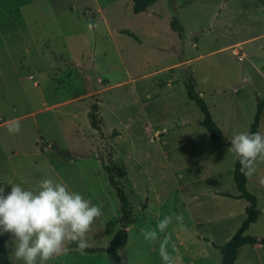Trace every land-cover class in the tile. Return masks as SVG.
<instances>
[{
  "label": "rangeland",
  "instance_id": "1",
  "mask_svg": "<svg viewBox=\"0 0 264 264\" xmlns=\"http://www.w3.org/2000/svg\"><path fill=\"white\" fill-rule=\"evenodd\" d=\"M190 82L229 140L249 131L264 96V0H157L139 13L129 0H0V186L35 189L51 177L103 211L87 234L102 250L68 245L47 264H119L106 248L122 227V202L106 166L134 210L124 262L163 264L160 241L171 234L176 264H220L248 201L222 194L238 193L234 155L201 124ZM14 120L21 131L12 135ZM216 165L220 194L194 193ZM247 187L260 212L247 233L264 237V163ZM173 213L183 227L173 219L155 243L144 240L141 228ZM263 246L243 245L234 264H257ZM13 247V264H23Z\"/></svg>",
  "mask_w": 264,
  "mask_h": 264
},
{
  "label": "clouds",
  "instance_id": "2",
  "mask_svg": "<svg viewBox=\"0 0 264 264\" xmlns=\"http://www.w3.org/2000/svg\"><path fill=\"white\" fill-rule=\"evenodd\" d=\"M7 131L12 135L19 133L20 121L11 122ZM227 152L239 161L244 175L252 176L264 163V133L234 132ZM7 184L11 185L7 193L5 187L0 186V235L10 236L5 247L14 246L12 251L16 260L23 264H47L53 257L66 253L68 245L74 244L75 248L71 250L80 253L94 246L87 234L102 216V206L94 204L82 193L70 190L67 183L51 177L40 180L35 189L11 182ZM173 219L183 227V214L173 213L159 220L154 229L144 227L140 233L145 241L155 243L159 239L158 233H164ZM170 239L171 234H166L160 241L159 255L163 264H176L175 257L168 251Z\"/></svg>",
  "mask_w": 264,
  "mask_h": 264
},
{
  "label": "trees",
  "instance_id": "3",
  "mask_svg": "<svg viewBox=\"0 0 264 264\" xmlns=\"http://www.w3.org/2000/svg\"><path fill=\"white\" fill-rule=\"evenodd\" d=\"M132 4V9L135 13H139L142 11H146L152 4H154L157 0H129ZM176 24L179 26V23L176 21ZM188 95L191 99H194L199 104L204 118L201 121V124L208 130L210 136L221 143L230 146V140L227 138L224 130L217 124L214 120L210 109L206 103V101L201 97L198 93L195 92L193 84L190 82L187 84ZM264 113V96L257 103V110L254 116V120L251 123L250 132H257L260 126L261 117ZM90 118L92 125L95 128H98V114H97V106H93V110L90 112ZM106 169L109 171V179L112 185L116 186L118 196L122 202V211L123 214L121 216V229L111 240L110 245L106 248V250L111 253L114 259L119 264H127L123 261L121 255L118 254V250L121 247H124L128 241V223L130 221V215L134 211L131 207L130 201L127 198V195L122 187L118 185V182L115 180V175L113 174V168L110 166H106ZM234 181L236 187L239 191V194H233L231 192H223V195L232 196L235 198H245L248 201V205L246 206L247 217L235 232V234L229 239L224 245L220 246L222 251V259L220 264H234L240 247L246 244H256L261 243L264 244V237H259L255 235H251L247 233L250 225L257 221L259 217V209L258 206V198L256 194L250 191L247 187L248 177L244 175L240 171V164L238 160H235L234 166ZM9 235H0V264H13L8 248L5 247V242L8 241ZM71 247H75L74 244ZM102 250V248L91 247L86 249L85 251L94 252Z\"/></svg>",
  "mask_w": 264,
  "mask_h": 264
},
{
  "label": "crops",
  "instance_id": "4",
  "mask_svg": "<svg viewBox=\"0 0 264 264\" xmlns=\"http://www.w3.org/2000/svg\"><path fill=\"white\" fill-rule=\"evenodd\" d=\"M240 42H244V41H238V42H235V43H233V44H231V45H236V44H239ZM170 66H166L165 68H169ZM170 81H168V83H169ZM149 96V95H148ZM194 100V99H193ZM145 105L147 104V101H145V102H143ZM263 116V115H262ZM262 118V117H261ZM260 123H261V121H260ZM259 129H260V126H259ZM259 129H258V131H259ZM214 156V159H213V164H215L216 163V161H215V159H216V156L215 155H213ZM217 159H218V157H217ZM233 161H234V166H235V158L233 157V159H232ZM223 173H222V170L221 169H219V168H217V165L215 166V167H210V169L208 170V172H207V174L206 175H202V177L200 178V179H198V182H202V183H205V186H203V187H196V188H194V193H201V192H208L209 194H210V192H214L215 194H218V192H219V194H220V189H218V185H216V183H217V179L219 178V176L220 175H222ZM229 174H233V176H234V169H233V172H232V169L230 170V172H229ZM204 176H208V177H212L213 178V181L212 182H209V181H204V179H203V177ZM248 177V176H247ZM217 178V179H216ZM248 182V181H247ZM212 184V185H211ZM236 185V184H235ZM233 194H239V191H238V193H233ZM230 197H232V196H230ZM232 198H235V197H232ZM236 199H242V198H236ZM261 244V243H260ZM264 245V244H263ZM263 249H264V246L262 247ZM237 258H238V256H237ZM237 260V259H236ZM263 260L264 259H262V260H259V261H257V264H262V262H263ZM236 262V261H235Z\"/></svg>",
  "mask_w": 264,
  "mask_h": 264
},
{
  "label": "built area",
  "instance_id": "5",
  "mask_svg": "<svg viewBox=\"0 0 264 264\" xmlns=\"http://www.w3.org/2000/svg\"><path fill=\"white\" fill-rule=\"evenodd\" d=\"M232 48H233L235 54H238V55L240 54L241 50H239L238 46H234Z\"/></svg>",
  "mask_w": 264,
  "mask_h": 264
},
{
  "label": "water",
  "instance_id": "6",
  "mask_svg": "<svg viewBox=\"0 0 264 264\" xmlns=\"http://www.w3.org/2000/svg\"><path fill=\"white\" fill-rule=\"evenodd\" d=\"M89 72L93 74V68H90L89 69ZM260 96L257 94V101L259 102L260 101Z\"/></svg>",
  "mask_w": 264,
  "mask_h": 264
}]
</instances>
